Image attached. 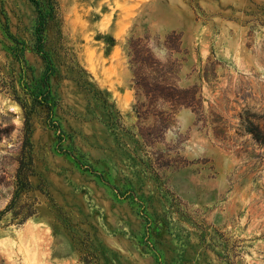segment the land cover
<instances>
[{
  "label": "rangeland",
  "instance_id": "rangeland-1",
  "mask_svg": "<svg viewBox=\"0 0 264 264\" xmlns=\"http://www.w3.org/2000/svg\"><path fill=\"white\" fill-rule=\"evenodd\" d=\"M52 5L57 106L32 115L26 151L0 86V264H264V0ZM37 18L31 0H0L1 77L44 71ZM172 31L174 82L202 108L159 115L170 108L137 95L129 42L149 34L165 63ZM24 154L35 175L17 195Z\"/></svg>",
  "mask_w": 264,
  "mask_h": 264
},
{
  "label": "trees",
  "instance_id": "trees-1",
  "mask_svg": "<svg viewBox=\"0 0 264 264\" xmlns=\"http://www.w3.org/2000/svg\"><path fill=\"white\" fill-rule=\"evenodd\" d=\"M37 8L38 18L35 27V50L41 55L45 69L39 77L30 74L27 65H21L19 69H14L10 75L1 77V91L10 94L23 109L25 117V139L23 142L24 151L27 146L31 145L30 135L32 133V115L38 112H45L48 118L52 120L54 110L57 106V99L52 91L51 76L55 72L53 59L50 53L45 49L46 39L45 31H47L52 19L55 0H48L49 10L41 8L39 0H31ZM150 35L147 34L143 38L138 37L131 39L129 49L131 55V63L134 66V84L137 95L144 96L146 99L154 103L157 107L168 105L170 111L160 110L159 115H174L182 108H190L196 110V106L202 108L201 96H198L199 89L196 85L179 88L175 82V62L170 57L175 53L181 52L182 34L172 31L167 34V39L175 38V45L167 48V62L163 63L155 57L153 47L150 46ZM145 102L141 100L137 103V111L139 112ZM51 127H55V123L49 121ZM35 175L33 168V159L31 156L23 155L19 160L17 168L18 189L17 195L25 190L29 185L28 177ZM16 197V196H15ZM15 199L1 212V215L10 211L15 204ZM27 214L25 217H28Z\"/></svg>",
  "mask_w": 264,
  "mask_h": 264
}]
</instances>
